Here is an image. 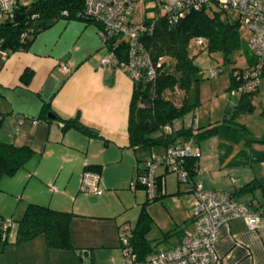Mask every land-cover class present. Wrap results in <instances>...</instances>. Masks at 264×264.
<instances>
[{
	"label": "crops",
	"instance_id": "1",
	"mask_svg": "<svg viewBox=\"0 0 264 264\" xmlns=\"http://www.w3.org/2000/svg\"><path fill=\"white\" fill-rule=\"evenodd\" d=\"M97 27L90 20L58 18L41 29L26 50L0 48V140L33 150L14 174H0V220L13 219L6 234L0 232V264H122L117 227L125 221L137 227L143 209L150 218L143 255L176 246L194 233L193 193L167 167L160 165L156 171L157 199L151 200L139 184L131 187L147 159L162 156L165 147L128 146L134 82L120 69L100 65L104 49ZM243 55L244 66L252 63V54ZM260 88L261 81L256 94ZM48 113L77 117L97 135L76 127L63 129L60 119ZM262 133L220 134L231 141L240 139L237 146L228 143L226 150L213 154L202 153L191 141V153L199 152L192 182L225 191L264 213V161L251 156V149L264 151V143L246 141ZM85 166L99 173L101 194L79 192ZM249 182L252 188L239 192ZM180 190L188 192L182 195L186 197L183 214L176 212L180 207L168 206L173 203L174 208ZM158 201L171 218L153 209L151 204ZM28 203L70 212L73 247L48 246L43 233L16 241L14 220ZM214 249L220 256L217 264H264V228L249 229L242 218L231 219L219 228Z\"/></svg>",
	"mask_w": 264,
	"mask_h": 264
},
{
	"label": "trees",
	"instance_id": "2",
	"mask_svg": "<svg viewBox=\"0 0 264 264\" xmlns=\"http://www.w3.org/2000/svg\"><path fill=\"white\" fill-rule=\"evenodd\" d=\"M83 8L84 0H33L26 5H20L19 0H16L11 10L13 15L15 13L24 14L28 10H33V12L25 14L19 21H14L13 15L0 21V48L9 52L26 50L35 35L58 18H81L94 22L89 17L81 16L80 12ZM96 25L98 24L96 23ZM241 27L239 18L235 14L212 6L191 10L179 21L171 24L164 17L158 18L152 32L141 38L142 42L150 49L153 63L155 65L159 63V65L156 66V75L153 80L134 81L127 123L129 147L163 146L166 152L170 146L179 143L190 144L191 141L213 134L238 137L243 127L236 128L221 123L199 129L192 122L186 125L181 121L180 126L174 128V123L187 114L193 115L194 119L197 108V101L192 98L190 93L193 86L195 92L198 90L199 67L195 63L194 55L189 53L192 40L194 41L196 37L203 38L202 47L209 53L220 52L226 61H229V56L238 49L242 53L252 54V63L243 68L233 67L230 89L239 85L236 76L243 74L251 65L259 64L261 76L264 75V65H260L264 64V61L259 62L250 51L246 39L240 32ZM117 47L120 45L118 44ZM257 88L258 86L242 93L241 99L254 93ZM54 115L55 118L60 119L63 129L76 127L87 135H97L77 117L62 118L57 114ZM262 115H264V109H262ZM246 141L264 143V133L258 139L247 138ZM32 152L33 150L27 146H15L0 140V174H14L25 164ZM196 157V155L190 154L182 159L191 183H193L192 176L196 173ZM85 168L92 169L90 166H85ZM251 188L252 183L249 182L239 192ZM156 197L157 194L153 199ZM71 217L72 214L67 211L28 203L22 215L14 220L17 222L16 241H23L43 233L48 246L72 248ZM3 219L0 220L1 224ZM149 220L148 214L143 209L139 214L138 225L133 229L131 241L139 257H143L147 253L143 255V248L148 244L144 240V233L148 228ZM0 232L3 235L1 225Z\"/></svg>",
	"mask_w": 264,
	"mask_h": 264
},
{
	"label": "built area",
	"instance_id": "3",
	"mask_svg": "<svg viewBox=\"0 0 264 264\" xmlns=\"http://www.w3.org/2000/svg\"><path fill=\"white\" fill-rule=\"evenodd\" d=\"M154 1L157 13L142 22L129 19L138 2ZM16 0H0V21L12 16ZM212 6L235 14L250 36L247 46L259 62L264 61V0H84L81 16L89 17L97 23V31L104 49L100 65H111L123 71L134 81L153 80L156 65L152 61L150 49L142 42L143 35L152 32L155 22L160 17L168 23L179 21L191 10ZM202 46L204 40L198 36L194 39ZM120 47H117V45ZM62 69L68 71L67 67ZM221 72L219 67L208 70L209 77ZM239 85L232 92L241 95L255 89L261 80L259 64L249 66L241 75L236 76ZM62 125V123H61ZM191 153L189 143H179L167 148L164 155L147 159L131 184L143 186L150 199L155 197L157 188L156 171L164 165L176 172L181 182L187 183L193 193L191 223L194 233L185 236L181 243L168 249L153 250L143 257L135 251L131 237L133 228L129 222L118 225V239L122 254V264H217L220 256L214 249V241L219 228L231 219L242 218L249 229L264 228V213L251 204L241 202L231 194L206 189L201 182H189L182 159ZM198 150L194 155L198 156ZM80 189L94 194H101L100 175L97 171L85 168L81 174ZM12 223V218L5 217L1 224L3 234Z\"/></svg>",
	"mask_w": 264,
	"mask_h": 264
},
{
	"label": "rangeland",
	"instance_id": "4",
	"mask_svg": "<svg viewBox=\"0 0 264 264\" xmlns=\"http://www.w3.org/2000/svg\"><path fill=\"white\" fill-rule=\"evenodd\" d=\"M32 1L33 0H19V4L26 5ZM157 11L156 2L154 1L138 2L135 5L129 19L134 22H142L146 18L154 16ZM240 30H242L241 34L243 37L248 39L250 36L248 30L244 26H242ZM189 53L194 55L195 63L199 67V72L197 74L199 76L198 90L195 92L193 86L190 93L192 98L197 101V108L195 109L194 119L193 115L187 114L184 118L174 123V128H178L181 121L186 125L192 122L193 125H197L199 129L205 128L208 125H219L221 123H225L230 126H235L236 128L243 127L240 131L242 134L253 137L255 135H260L262 130H264V116H262L261 111L262 105H264V76H262V79L260 80L261 90L257 94L254 92L241 99L238 93H234L232 92V89H230L232 84L231 71L233 70V67L243 68L245 67L244 65H246L245 57L240 49L235 50L229 56V61H226L222 53H209L205 48L195 44L192 40L189 47ZM215 67H219L221 72L217 76L211 78L208 75V70ZM235 133H238V131H235ZM238 139L231 141L229 138L221 137L220 134H213L208 137L192 141V145L193 147L196 145L200 148L202 153L213 154L215 150L220 151L221 148L226 150L228 143L232 144L233 142V146H237L236 144ZM241 142H243V140H241ZM169 174L178 180L176 172L171 171ZM180 183L182 184V182ZM101 188L103 190L102 186ZM79 192L84 194L89 193L81 190L80 186ZM186 194H188V192L180 190V193L175 194L180 196L177 204L174 205V208L172 207L173 203L168 206L173 210L176 206L180 207L176 212L179 211L183 214L186 197L184 198L182 195ZM151 206H153V209L157 213H160L161 216L164 215L166 218H171L170 214L165 212L159 205V201L151 204ZM180 217L181 221L183 216ZM152 226L153 231L151 235L154 236L156 235L154 229L155 225Z\"/></svg>",
	"mask_w": 264,
	"mask_h": 264
},
{
	"label": "water",
	"instance_id": "5",
	"mask_svg": "<svg viewBox=\"0 0 264 264\" xmlns=\"http://www.w3.org/2000/svg\"><path fill=\"white\" fill-rule=\"evenodd\" d=\"M32 12H33V10H28L24 14L15 13L13 15V18L12 19L14 21H19L20 19H22L25 16V14H31ZM48 116L51 117V118H54L55 117L51 113H48ZM251 156H252V158H254L256 160L264 161V151H258V150H255V149H251Z\"/></svg>",
	"mask_w": 264,
	"mask_h": 264
}]
</instances>
